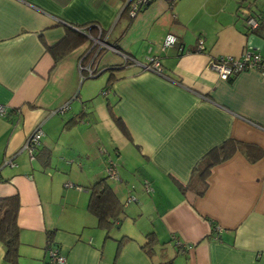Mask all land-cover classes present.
I'll return each instance as SVG.
<instances>
[{
	"label": "crops",
	"instance_id": "crops-1",
	"mask_svg": "<svg viewBox=\"0 0 264 264\" xmlns=\"http://www.w3.org/2000/svg\"><path fill=\"white\" fill-rule=\"evenodd\" d=\"M125 1L0 0V197L19 198L16 264H45L48 238L67 264H264V67L225 80L208 68L248 48L264 59V23L249 29L243 21L264 13V0H178L171 8L154 0L133 18ZM68 30L87 39L72 36L62 48ZM166 34L176 41L161 49ZM94 54L105 78L80 82L77 63ZM151 55L165 75L143 68ZM35 127L43 134L30 159L23 145ZM228 140L236 149L209 168L196 194L202 157ZM106 157L124 171L112 185L123 212L107 233L87 210L85 188L104 176ZM176 181L187 185L183 193ZM148 232L158 241L152 254L141 247ZM3 254L0 243V264H10Z\"/></svg>",
	"mask_w": 264,
	"mask_h": 264
},
{
	"label": "trees",
	"instance_id": "trees-1",
	"mask_svg": "<svg viewBox=\"0 0 264 264\" xmlns=\"http://www.w3.org/2000/svg\"><path fill=\"white\" fill-rule=\"evenodd\" d=\"M152 1L154 0H151L150 2H148V4H150ZM177 1L178 0H167L166 2L168 6L171 8L172 5ZM148 4L146 5L148 6ZM127 8H128V4H125V6L123 7V12H126ZM261 13L262 12H259L256 15ZM85 27L87 29H90L91 31V29H93L94 26L92 25L90 26L89 24H87L85 25ZM71 32L72 31L69 30L66 32L64 38L60 41L61 42L59 44L60 47L62 48L66 47L65 49H69V47L71 46V41L73 40L71 38L72 36L76 37L77 42H84V40L87 39L86 35L82 33L81 30H79V32L76 33L75 32L71 33ZM85 57L87 58L88 56L86 55ZM107 77H108L107 83H110L111 80L114 78L112 73H108ZM108 111L111 114V117L115 122V124L118 125L122 133L129 138L126 126L123 124L120 117L113 112L110 105L108 106ZM235 149L236 146L234 142L228 140L217 144L216 147L212 148L211 150H209L207 153L204 154V156L202 157L203 159H201V162L204 165L202 167H199L198 169L199 171L195 175V177L197 176V178L201 181V183H204V187L199 188L196 194L203 193L206 185V182L204 181L207 175L209 174V168L217 161H221L228 158V156ZM106 177L96 179L94 183H92L90 186H85V188H87V191L89 192L87 210L95 215L97 219V224H99L102 228H104L107 233L111 228V226L114 224L113 222L118 220L117 218L119 217V215H121V212H123L122 210L124 204L122 203L121 200L117 198L114 188L108 183ZM176 184L178 186V189L183 193L187 185H183L182 183L180 184L177 181ZM128 195L126 197L127 202H133V200H128ZM19 206L20 203H19L18 194H12L10 196L0 197V243L2 245L3 253H4L3 260L10 264H16L17 258L19 256L18 247L20 244V240L18 239V236H19L20 228H18L17 225V217H18L17 213ZM212 231H213L212 236H214V238H217L218 231L216 230L215 224L212 227ZM146 237H147L146 242H144L141 245V247L146 254H152L153 251H155V247H156L155 245H157L158 241L155 237V234H153V232H148ZM122 239L124 238L122 237L121 239L118 240V246L122 244L123 241ZM173 245L178 246L177 248L178 252L182 251L181 250L182 247L178 241H174ZM161 264H176V263H174L173 259H168L161 261Z\"/></svg>",
	"mask_w": 264,
	"mask_h": 264
},
{
	"label": "built area",
	"instance_id": "built-area-1",
	"mask_svg": "<svg viewBox=\"0 0 264 264\" xmlns=\"http://www.w3.org/2000/svg\"><path fill=\"white\" fill-rule=\"evenodd\" d=\"M151 0H126L125 4H128V13L130 15H134L136 10L145 5L148 4ZM167 1V0H164ZM243 21L245 22L246 28L249 29H255L259 26L261 22H264V13L261 14H251L247 13L245 15V18H243ZM165 38L162 41V46L161 49L167 46H172L174 45V42L176 41V37L173 36L172 34H166L164 36ZM106 49L110 51H114L117 53H120L122 55V62L123 64L126 63H135V59L129 55L125 54L124 52L120 51L118 48H116L115 45H110V44H104ZM198 50L201 48V39L198 41ZM96 57V54H94V58L89 61V63H82L81 59L78 61L77 66L79 70V77L82 78L84 76L86 77H94L98 75L101 72V68L97 66L94 62V59ZM138 64V63H137ZM251 67H256V68H262L264 67V59L260 56L259 53L255 52L253 49L248 48L246 49L242 54L239 56H232V55H224L221 57H217L212 59V61L209 63L208 68L215 71L219 78L222 80H225L235 74L237 72L249 69ZM143 68L147 71H152L156 74L159 75H165L164 74V66L160 62L158 56L151 55L148 57V65H144ZM102 93H106L105 90L102 91ZM67 104L63 105L62 107L58 108L57 112H63L64 110L67 109ZM6 114V108L5 106L0 104V116H5ZM43 132L40 127H35L34 130L31 132V134L26 138L24 141L23 148L26 151V154H28L30 159H33L34 157V151L37 147V145L40 143V138L42 136ZM100 151H102L100 149ZM108 158L106 157V167H105V172L106 175L109 176V178H112L116 180L118 178V174L116 171V168L113 165V162L111 160H107ZM5 164H10L14 165V162H12L11 159H8L4 161ZM67 187H75L77 189H82L77 185H74L72 182H66L64 184ZM143 189L146 192H152L153 187L150 185L149 181L147 179H144L143 183ZM135 199L134 196L129 195L128 200H133ZM44 251H45V264H67L65 255L63 254L62 250H60V247L58 244L54 243L52 239L46 240L45 245H44Z\"/></svg>",
	"mask_w": 264,
	"mask_h": 264
},
{
	"label": "rangeland",
	"instance_id": "rangeland-1",
	"mask_svg": "<svg viewBox=\"0 0 264 264\" xmlns=\"http://www.w3.org/2000/svg\"><path fill=\"white\" fill-rule=\"evenodd\" d=\"M104 75H105V73H102V74H100V75H98V76H94V77H86V76H84V77H82V78H80L79 79V81L80 82H85V81H88V82H96L97 80H101L102 81V79H104L105 77H104ZM97 96H99L98 94H97ZM100 98V97H99ZM120 149V148H119ZM121 150V149H120ZM121 152H122V154H123V157L125 156V153L123 152V150H121ZM107 155V154H106ZM84 160H83V163H85V160H87L85 157L83 158ZM111 160V162H113V165H114V167L116 168V171H117V174H118V178L116 179V180H120L121 179V174L120 173H123L124 171H122V164L123 163H120V162H117L116 160H113L111 157H109L107 160ZM118 159V158H117ZM123 160V159H122ZM122 160H121V162H122ZM81 162H82V160H81ZM128 163L129 162H126V161H124V164L126 165L125 167H127V165H128ZM86 164V163H85ZM89 167V165H87L84 169L86 170L87 168ZM105 167H106V162H104V166H103V168H102V173H103V175L104 176H102V177H106L107 175H106V172H105ZM79 171H80V169H79ZM120 171V172H119ZM101 177V178H102ZM132 180H133V178H131ZM106 180L108 181V183L112 186L113 185V182L115 181L114 179H112V178H109L108 176L106 177ZM66 181V180H65ZM66 183V182H65ZM64 183V184H65ZM131 191H132V186H131V189H130ZM123 195H124V193H122L121 194V196L123 197ZM124 200H126V198L124 199ZM147 207H145L143 210V213H142V215H140V216H138L137 218H136V220L140 223L141 221H145V219H147L148 218V215H146V213H148V210L146 209ZM181 262V260L179 259V257H177V258H175L174 259V263H176V264H179Z\"/></svg>",
	"mask_w": 264,
	"mask_h": 264
},
{
	"label": "bare ground",
	"instance_id": "bare-ground-1",
	"mask_svg": "<svg viewBox=\"0 0 264 264\" xmlns=\"http://www.w3.org/2000/svg\"><path fill=\"white\" fill-rule=\"evenodd\" d=\"M145 6H147L146 4L145 5H143V6H141V7H139L137 10H136V12L134 13V15L132 16V15H130L129 13H128V11H127V13L129 14V16L130 17H135L136 16V13L138 12V11H140V10H142V8H144Z\"/></svg>",
	"mask_w": 264,
	"mask_h": 264
},
{
	"label": "clouds",
	"instance_id": "clouds-1",
	"mask_svg": "<svg viewBox=\"0 0 264 264\" xmlns=\"http://www.w3.org/2000/svg\"><path fill=\"white\" fill-rule=\"evenodd\" d=\"M100 74V73H99Z\"/></svg>",
	"mask_w": 264,
	"mask_h": 264
}]
</instances>
